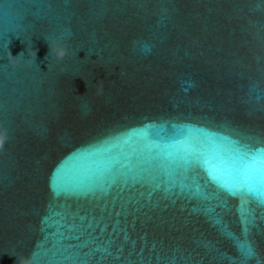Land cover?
Returning a JSON list of instances; mask_svg holds the SVG:
<instances>
[{
  "label": "water",
  "instance_id": "obj_1",
  "mask_svg": "<svg viewBox=\"0 0 264 264\" xmlns=\"http://www.w3.org/2000/svg\"><path fill=\"white\" fill-rule=\"evenodd\" d=\"M260 148L264 0H0V264H264Z\"/></svg>",
  "mask_w": 264,
  "mask_h": 264
},
{
  "label": "snow or ice",
  "instance_id": "obj_2",
  "mask_svg": "<svg viewBox=\"0 0 264 264\" xmlns=\"http://www.w3.org/2000/svg\"><path fill=\"white\" fill-rule=\"evenodd\" d=\"M259 162L258 169H252L248 165V171L239 174L236 180V187L238 191L252 193L255 191V184L258 181L261 186V199L264 200V148L257 149L253 156L252 162Z\"/></svg>",
  "mask_w": 264,
  "mask_h": 264
},
{
  "label": "clouds",
  "instance_id": "obj_3",
  "mask_svg": "<svg viewBox=\"0 0 264 264\" xmlns=\"http://www.w3.org/2000/svg\"><path fill=\"white\" fill-rule=\"evenodd\" d=\"M151 50H152V46L149 45V44H147V43L142 44L141 47H140V51H141V53L143 55H149V54H151Z\"/></svg>",
  "mask_w": 264,
  "mask_h": 264
}]
</instances>
